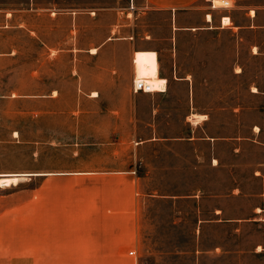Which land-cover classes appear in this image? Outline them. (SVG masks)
Segmentation results:
<instances>
[{
    "label": "rangeland",
    "instance_id": "obj_1",
    "mask_svg": "<svg viewBox=\"0 0 264 264\" xmlns=\"http://www.w3.org/2000/svg\"><path fill=\"white\" fill-rule=\"evenodd\" d=\"M230 3V24L223 27L246 25L253 9L262 28L237 35L219 28L183 31L173 44L168 13L136 17L126 13L131 5L125 0L41 4L61 10L55 16L35 10L28 18L33 32L25 28L24 13L18 26L2 15L0 173L21 178L2 187L32 196L35 235L41 231L43 193L52 201V188L61 190L67 209L89 218L102 211L105 188L125 187L128 170L131 188L139 192L130 264H264V180L253 174L264 152L248 140L242 152H234L239 136L264 143V0ZM74 6L96 13L81 22L97 29L95 43L107 34L121 38L125 28L150 42L158 50L166 91L134 104L132 79L126 84L122 70L105 75L104 68L115 65L99 55H83L75 73L74 51L64 50L74 48V23L63 11ZM219 14L208 26H221ZM192 15H185V23H195ZM116 45L122 53L123 42ZM173 45L179 50L176 71ZM186 74L208 113L198 124L203 118L187 117L189 80L174 77ZM254 125L260 130L253 132ZM192 129V142L178 139ZM44 171L53 173L46 181Z\"/></svg>",
    "mask_w": 264,
    "mask_h": 264
},
{
    "label": "crops",
    "instance_id": "obj_2",
    "mask_svg": "<svg viewBox=\"0 0 264 264\" xmlns=\"http://www.w3.org/2000/svg\"><path fill=\"white\" fill-rule=\"evenodd\" d=\"M130 4L126 7V13L130 12L136 17H154L156 14L162 12L168 13L172 21L171 33L173 35L172 43L176 44L175 36L183 31H196V30H212L230 29L236 35L242 30H254L258 24L254 23V10L249 17V22L246 25H236L231 28L223 27L220 25L208 26L212 23L213 16L217 13L219 18L222 16H230V9L215 7L211 8L210 0H125ZM69 3L72 5L77 4H92L97 3V0H5L11 6L3 7V1L0 0V29L3 27L1 22L2 15L5 16V21H12L10 26H18V16L21 14L26 15L25 28L29 32H33L30 22L33 20L34 11L40 9H48L50 14L54 16L59 13L60 8H43L39 5L48 3L54 5L57 3ZM19 5V6H18ZM131 9V11H129ZM137 9V11H135ZM63 11L72 15L75 31L74 48L64 49L65 51H74L73 63H75V73L77 63H85L83 55H99L104 58V63H112L115 66L104 68L105 75L116 76L121 70L125 73V83L130 85L131 79L136 76L134 67L135 51L139 50H152L156 54L157 59V75L160 78L161 63H159L158 50L151 49L148 45L150 42L135 38L133 28H125V36L117 38L112 35H106L99 42L95 43L94 37L98 35L97 29L92 27V23L88 27H82L81 22L84 16L90 20L95 19L96 13L91 11H81L78 7L64 8ZM193 13L191 19L195 20L194 24L185 23L186 14ZM126 14V15H127ZM247 14V12H246ZM221 16V17H220ZM208 17V18H207ZM11 23V22H10ZM6 26V25H5ZM1 34V31H0ZM95 40V41H94ZM121 40L124 44L122 53L115 51L116 42ZM241 40V38H240ZM253 47V46H251ZM255 48V46H254ZM111 49H114L113 51ZM1 36H0V52H1ZM255 52V49L254 51ZM12 53V52H11ZM179 50L177 46L173 45V53L171 57L173 63L171 67L173 71L179 69L178 60ZM122 59L123 63H117L118 59ZM172 70V69H171ZM238 72V70H236ZM157 77V78H159ZM177 82L189 80V92L187 94L188 108L190 112L187 114L188 118L193 114L195 116L203 117L200 121H195L198 124L206 119L208 115L204 111V104L199 103L195 93H193V82L186 76H174ZM132 89V86H131ZM128 90V88H127ZM166 91V87L159 92L161 94ZM253 92H258L256 88H252ZM96 92V95H92ZM90 96L97 97L98 92L92 91ZM134 104L137 101L149 97L148 93L151 92H133ZM203 100V99H202ZM125 116L127 115L125 105ZM190 115V116H189ZM190 119V118H189ZM192 121V119H191ZM253 132L259 131L257 125L252 126ZM179 140L184 139L187 143L192 142L194 137V129L191 135L185 138L180 137ZM176 139V140H178ZM236 143L239 146L234 147L235 154L242 152V145L245 140L251 141V148L256 147L264 152V143L254 140L252 137L239 136L236 137ZM264 161L257 163L253 170L255 176H260L264 180ZM131 171L125 170V187H107L105 188V202H103L102 211L96 212L89 218H80L78 214L72 210L67 209L66 204L60 197L61 190L52 188L57 193V198L52 201L42 195V213H41V231L40 235H35L34 232V202L32 196L26 194L23 196L19 191L5 190L0 185V264H130L129 246L135 243L138 222L136 217V203L138 201L139 192L137 188H131L130 174ZM2 174V173H0ZM53 173L44 171L42 173L43 181L49 179ZM56 174V173H54ZM50 192L47 187L43 188V192ZM20 192V193H19ZM258 210L260 208H257ZM257 210V211H258ZM128 251V252H127Z\"/></svg>",
    "mask_w": 264,
    "mask_h": 264
},
{
    "label": "bare ground",
    "instance_id": "obj_3",
    "mask_svg": "<svg viewBox=\"0 0 264 264\" xmlns=\"http://www.w3.org/2000/svg\"><path fill=\"white\" fill-rule=\"evenodd\" d=\"M216 6H220V0H213ZM208 18V17H207ZM228 18H224L223 22L228 23ZM134 67L136 72V78H146L147 81L153 87V91H158V89H162L164 87L165 79L160 78L157 75V59L156 54L152 50H139L135 51L134 55ZM159 77V78H157ZM92 95H96V92H92ZM190 116V115H189ZM202 116V115H201ZM201 116H195L194 114L190 116V119H197L203 118ZM18 174H0V185L1 186H8V185H15L21 180Z\"/></svg>",
    "mask_w": 264,
    "mask_h": 264
},
{
    "label": "built area",
    "instance_id": "obj_4",
    "mask_svg": "<svg viewBox=\"0 0 264 264\" xmlns=\"http://www.w3.org/2000/svg\"><path fill=\"white\" fill-rule=\"evenodd\" d=\"M221 2V5L220 7L222 8H231V3H230V0H220ZM210 7L211 8H215V7H219V6H216L214 4V1L213 0H210ZM228 18V23H224L223 22V19L224 18ZM220 23H221V26H224V25H228L230 24V17L229 16H222L220 18ZM166 87V82H164V87L162 89H158V91H162L164 90ZM153 87H151V84L149 83V81L146 80V78L142 77V78H136V76H134L133 80H132V91L133 92H138V91H142V92H153ZM134 251L133 250H130L129 251V254H133Z\"/></svg>",
    "mask_w": 264,
    "mask_h": 264
}]
</instances>
